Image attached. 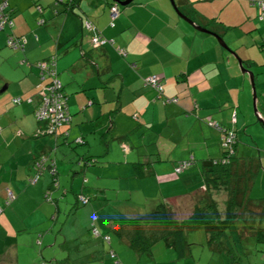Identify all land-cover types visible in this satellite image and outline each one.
Returning <instances> with one entry per match:
<instances>
[{
    "label": "crops",
    "instance_id": "obj_1",
    "mask_svg": "<svg viewBox=\"0 0 264 264\" xmlns=\"http://www.w3.org/2000/svg\"><path fill=\"white\" fill-rule=\"evenodd\" d=\"M131 1L119 7L110 25L108 0H79L66 12L54 0H6L11 25L0 29V203L6 186L15 200L10 211H0V261L5 264H113L107 243L87 231L92 209L99 230L110 235L111 227L123 224L138 206L191 198L203 188L202 163L220 154L219 132L207 120L235 129L237 154L255 153L253 168L260 163L258 175L264 179V145L254 136L264 125L246 130L256 120L250 83L236 59L212 34L180 17L169 0ZM173 1L248 63L264 116V8L259 18L261 9L250 0ZM84 17L113 42L89 51ZM9 32L24 38L21 48L5 45ZM53 51L70 116L67 140L81 137L83 142H61L57 136L51 151L52 138L34 134V103L13 104L10 98L34 96L40 79L33 63ZM150 73L159 75L162 96L174 101L163 103L143 85L142 77ZM38 152L54 156L60 171L53 191L56 211L42 201L47 173L35 184L25 180L29 159ZM83 155H95L96 161L81 170L75 159ZM190 155V165L174 173L176 161ZM77 192L90 204L72 208ZM17 202L28 211L14 209ZM122 234L114 235L127 244Z\"/></svg>",
    "mask_w": 264,
    "mask_h": 264
},
{
    "label": "trees",
    "instance_id": "obj_2",
    "mask_svg": "<svg viewBox=\"0 0 264 264\" xmlns=\"http://www.w3.org/2000/svg\"><path fill=\"white\" fill-rule=\"evenodd\" d=\"M54 2L60 3L62 5V10L66 12L69 10L73 11L74 7H78L79 0H54ZM250 3L258 6L255 2L253 3V0H250ZM113 4L118 7L119 12V7L121 5L117 4L113 0H108V14L109 8ZM263 8H260V13H262ZM4 10L8 12V17H10L9 10L6 9V7H4ZM179 10L184 13L181 9ZM113 18H111L109 15L108 23L110 25L113 24ZM42 20L43 19L41 18V21ZM81 28L88 35V43L90 45L89 51H92L94 48H97L105 43L113 42L111 38H108L102 33H100L95 24L87 17L81 19ZM8 34L11 33H7L6 36ZM14 36L20 37L19 35ZM92 36H96L104 40L98 45H92ZM5 45L7 44L5 43ZM261 45L264 47V38L262 40ZM114 48L118 54L122 56L125 54V50L122 47L114 45ZM13 49H19V47ZM86 53H88V51L82 52L83 57L85 58L87 57ZM56 59L57 53L56 51H53L51 54L47 55L42 59L36 60L33 63L35 65L37 61H44V68H46L44 69V71L41 72H39L38 70V76L40 80L38 88L34 93V96H27L21 98L17 95L10 98V102L13 104L20 103L21 101L34 103V108L32 112L35 121L38 123V125L34 129V134L36 136L45 134L50 136L54 141L51 151H54V149L57 147V136L61 137V142H83V139L81 137H74L70 141L67 140V125L69 124L70 116L66 109L65 94L62 91V83L58 77ZM35 67L37 68V66ZM150 74L156 75V84L158 86L151 85L148 81H146V77H148ZM150 74H147L142 77L143 85H147L152 88L155 92V97H161V101L163 103L168 101H174L175 97L173 96H162L163 86L159 75L157 73ZM51 78H55L59 81V90L63 97L68 118L66 121H63L60 124L56 125L54 131L48 132L44 130L45 123L43 122V120L38 119L36 117L35 109L37 108L39 103V89L43 84L49 82ZM206 123L208 125H212L219 132L220 154L216 157H211L202 163L201 178L203 181V188H200L197 192L193 193L192 197L194 199V202L189 214L184 218H181L178 222H176L170 218L165 202L159 201L153 203L152 208L148 211H145V213L137 215L135 214L132 216L130 215L123 224L111 227V230L114 234L121 235L123 233L122 235L127 238V246L131 248L137 255H141L143 253L149 254L150 245H152V243L158 239H163L167 240L168 244L173 245V248L176 251V256L178 258H181L185 256L187 252H189L187 249L189 248L190 244V242L184 240V229H193L196 227L202 228L203 232L205 233V241L208 244L213 241L219 243L218 239L220 235L226 234L227 229L229 235L232 236L230 230H233L234 232H236L238 237L240 236L241 239H244L245 242L249 244L251 242V246L255 247L256 242L264 243V191L261 194H258L256 192L251 193L253 191L252 189L255 186V181L257 177H259L258 173L262 165L258 163L253 168L255 160H257V155L255 153L251 152V154H247L244 156H240L237 154V138L235 135V129L233 127L223 126L216 121L212 122L207 120ZM223 127L232 128V131L234 133L235 138L234 142L232 143L231 151H228V149H226L225 146L221 144L220 136L221 128ZM222 158H225V160L222 161ZM192 159L193 158L190 155L186 158L177 160L176 162H185L186 164H183L184 166L182 167V169H179L178 171L174 170V164L172 167L173 172L180 173L184 168L190 165ZM240 159H243L242 163L239 162ZM95 161V155L77 156L75 159V162L81 167V170H83L85 166L93 164ZM26 167L27 169L29 168V171L28 173H26L25 177L26 183L28 184L37 183L41 175L44 172L47 173L48 181L45 187L42 189L41 195L42 199L46 203L51 205L53 207V210L56 211V202L58 196H55L53 194V191L58 187L59 173L54 156L45 152H39L38 155H33L29 159V164ZM251 167L253 169H251ZM140 174H142L141 171ZM32 177H34L35 179L31 180ZM82 180L84 181L85 178L82 177ZM259 184H261V186H264V181H262L261 177L259 179ZM219 189L224 190L226 193V196L223 199V207L221 209H219L217 200L213 196L214 191H217ZM12 194L13 197L8 201H6V195H4L3 205H9L15 200V194L13 193V191ZM74 195L75 198L72 201V208H77L79 205H85L87 203L90 204L91 202L90 198L81 192H77ZM92 210L93 211L90 214V220L87 227L88 233L92 237H101L102 240L107 243L108 247L106 249V254L107 257L112 259L113 264H125L124 260L120 258L119 255L117 256L115 249L110 245V235L106 231L104 232L99 230L97 223L98 219L96 215L97 211L96 209ZM0 211H2V208L0 209ZM51 217H54V213L51 215ZM142 223H146V226L144 228H141ZM93 228L96 229L98 233L93 232ZM118 231L121 232L119 233ZM105 234L108 235V241H105V239L102 237V235ZM230 239L233 240V238ZM35 240L36 242H39V237H37ZM137 258L140 257L138 256ZM262 260L264 261V254L262 255ZM35 264H46V262L45 260H40L35 262ZM261 264H264V262Z\"/></svg>",
    "mask_w": 264,
    "mask_h": 264
},
{
    "label": "rangeland",
    "instance_id": "obj_3",
    "mask_svg": "<svg viewBox=\"0 0 264 264\" xmlns=\"http://www.w3.org/2000/svg\"><path fill=\"white\" fill-rule=\"evenodd\" d=\"M0 31H3V30H0ZM0 86H2V84ZM250 89L251 88H249V93H248L249 94V104H250L253 118L254 120H256L255 115L253 113V109H252V97H251ZM255 92L257 93L258 91L255 90ZM258 106H260V104L256 102L257 109H258ZM255 123H249L246 130H250L251 132H254L253 128H255L260 122H258L257 120ZM46 136L47 134H45V137ZM254 136L257 138L259 144L263 146L264 145V137H263L264 129L258 126L257 131ZM36 154L38 155L39 152ZM59 174H60V171H59ZM259 174H260V171H259ZM259 179H260V175L259 177H257L255 181V186L252 189L253 191L251 193L256 192L258 194H261L264 191V188H263L264 186H261V184H259ZM80 181H81V178H80ZM262 181L264 180L262 179ZM132 187L136 189V190H133L134 193L136 192L139 193L138 187H135V186H132ZM135 195H139V194H135ZM213 196L217 200L219 209H221L223 207V199L226 196L225 191L222 189L214 191ZM42 201L44 200L42 199ZM193 202H194V199L193 197H191L186 200L182 199L181 201H177L173 205L172 203H165V205H166L170 218L178 222L181 218H184L185 216L189 214V212L191 211ZM13 203L14 201L9 205H6V204L3 205V202H2L0 203L1 204L0 207L3 210L7 209L8 211H10ZM44 203L46 202L44 201ZM84 206L85 205H79L77 209L84 207ZM151 208H152L151 205L144 204L143 206H140V207L138 206V208L132 211H129V213L131 216L135 214L137 215V214L145 213V211H148ZM14 209H19L21 211L20 213L28 211L27 207L21 202H17L15 204ZM145 226H146V223L141 224V228L142 227L144 228ZM2 230L4 231L3 227L0 228V231ZM227 231L228 229L226 230V234L220 235L218 239L219 243L213 241L210 244H208L205 241V233L203 232L202 228L196 227L193 229H184V240L190 242V244H189V248L187 249L189 252H187L185 256L181 258H178L176 256V251L173 248V245L168 244L167 240L158 239L154 241L152 245H150L149 254L143 253L141 255H137L131 248L127 246L126 243L122 241H118V237L116 235H114L113 233H110V236L112 238V246H114L117 256L119 255L120 258H122L123 260H126L127 258L136 260V258L139 256L140 260L138 264H261L264 262L262 260V255L264 254V243L263 242H256L255 243L256 246L254 247L250 245L251 242L249 244L245 242L244 239H241L240 236L238 237L236 232H234L233 230H230L232 233V236L229 235ZM0 236H2V233ZM230 238H233V240H231ZM120 239L123 241H126L124 240V237H121ZM26 247L32 248L30 245H27ZM56 247H59V245H56ZM30 251L31 249H29V252ZM47 262L50 263L49 260ZM0 264H5V263L0 261ZM10 264H13L11 260H10Z\"/></svg>",
    "mask_w": 264,
    "mask_h": 264
},
{
    "label": "built area",
    "instance_id": "obj_4",
    "mask_svg": "<svg viewBox=\"0 0 264 264\" xmlns=\"http://www.w3.org/2000/svg\"><path fill=\"white\" fill-rule=\"evenodd\" d=\"M256 3L261 9L264 7V0H253V3ZM6 1L0 0V28L4 25H11V19L8 17V12L4 10ZM118 14V7L113 4L109 8V15L111 18ZM259 18L262 17V13L259 14ZM88 26V24H87ZM104 39H100L96 36L91 37L92 45H98ZM24 42V38L22 36L16 37L12 34H8L5 39V43L13 48L22 47ZM39 72L44 71V61H37L35 63ZM146 81H148L151 85H156V75L150 74L146 77ZM40 98L37 108L35 109V115L38 119L43 120L45 123V129L48 132H52L55 130L56 125L60 124L63 121H66L68 116L65 109V104L63 101L62 94L59 90V81L55 78H51V80L41 86L38 91ZM175 99V98H174ZM234 133L232 128H221V144L225 146L228 151L232 150V143L234 142ZM225 158H222L224 161ZM39 163V162H38ZM186 164L185 162H176L174 165V170L178 171L182 169V167ZM35 178L32 177L31 180ZM5 195L6 201L10 200L13 197L12 191L9 187H5ZM1 209V208H0ZM93 232L98 233L96 229H92ZM105 241H108V235H102Z\"/></svg>",
    "mask_w": 264,
    "mask_h": 264
},
{
    "label": "water",
    "instance_id": "obj_5",
    "mask_svg": "<svg viewBox=\"0 0 264 264\" xmlns=\"http://www.w3.org/2000/svg\"><path fill=\"white\" fill-rule=\"evenodd\" d=\"M113 1H115L119 5H124V4L128 3V2H130L131 0H113ZM169 2L171 3L174 11L180 17H182L185 21H187L190 25H192V27H194L195 29H197L199 31H204V32L212 34L217 39V42L219 43V45L224 47L226 50L230 51V53L236 59V61L238 63V66L240 68V71L242 73H246V75L248 77V80H249V83H250V88H251L252 109H253V113L255 115L256 121L258 120V122H260V124L264 125L263 113H261V111H259L257 109V107H256V92H255V87H254V82H253V72L250 70V68H248V63L244 62L232 49H230L228 47V45L226 44V42L222 39V37L220 35H218L214 31H211V30L207 29L204 26L199 25L198 23H195L194 20H192L189 17H187L184 13H182L178 9V7L175 5L173 0H169Z\"/></svg>",
    "mask_w": 264,
    "mask_h": 264
}]
</instances>
